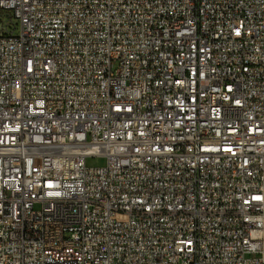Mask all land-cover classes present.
I'll return each instance as SVG.
<instances>
[{"label":"built area","instance_id":"2783aa9c","mask_svg":"<svg viewBox=\"0 0 264 264\" xmlns=\"http://www.w3.org/2000/svg\"><path fill=\"white\" fill-rule=\"evenodd\" d=\"M2 11L0 264H264V0Z\"/></svg>","mask_w":264,"mask_h":264},{"label":"rangeland","instance_id":"374dc122","mask_svg":"<svg viewBox=\"0 0 264 264\" xmlns=\"http://www.w3.org/2000/svg\"><path fill=\"white\" fill-rule=\"evenodd\" d=\"M0 20L6 22V23H11V20L14 22V24H18V20H16L13 17V14L11 11H2L0 13ZM16 34H19V30L16 31ZM103 161L97 160V159H91L89 160V164L91 165H99L102 164Z\"/></svg>","mask_w":264,"mask_h":264}]
</instances>
